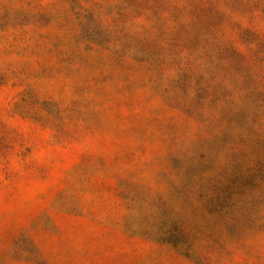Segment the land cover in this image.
<instances>
[{
    "label": "rangeland",
    "instance_id": "obj_1",
    "mask_svg": "<svg viewBox=\"0 0 264 264\" xmlns=\"http://www.w3.org/2000/svg\"><path fill=\"white\" fill-rule=\"evenodd\" d=\"M0 264H264V0H0Z\"/></svg>",
    "mask_w": 264,
    "mask_h": 264
}]
</instances>
